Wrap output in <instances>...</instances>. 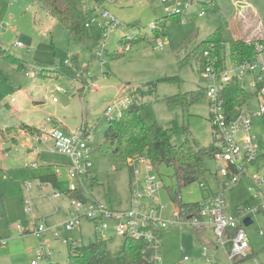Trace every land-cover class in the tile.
Returning <instances> with one entry per match:
<instances>
[{
  "label": "rangeland",
  "instance_id": "1",
  "mask_svg": "<svg viewBox=\"0 0 264 264\" xmlns=\"http://www.w3.org/2000/svg\"><path fill=\"white\" fill-rule=\"evenodd\" d=\"M203 2L167 0L163 4L160 0H106L100 6L114 15L122 23V28L104 39V31L98 26H91L83 39L75 40L56 18L33 0H0V44L24 61V66L19 67L0 58V227L3 232L7 230L3 237L17 234L7 238L8 242L0 253V264H31L34 253L30 249L35 248L37 243L30 232L24 237L18 236L15 226L30 229L32 222L38 218H45L49 226L42 240L46 238L47 245L53 249L48 261L43 258L38 264H66L69 246L62 244L61 238L70 240L71 236L76 237L81 245L97 238L94 224L85 218H82L80 227L70 231L62 228L67 213L72 209L66 199H57L54 204L49 201L40 203L36 199L34 215L27 211L23 201L26 195L24 183L53 174V166H48V162L57 165L70 162L63 154L43 149L38 155L35 149H29L30 140L26 138L31 139L41 129L59 128L77 132L84 123L88 125L89 171L96 181L91 188L86 187V194L114 209L129 207L130 172L127 164L113 154L112 144L104 138L109 123L104 112L116 99L127 96L129 90L158 80L154 93L144 100L152 103L154 117L160 125L177 126L172 141L176 144L188 142L196 149L212 146L205 97L182 106H170L164 98L204 87L201 52L186 61L182 60L203 39L210 36L221 38L228 51L233 38L246 35H251L252 39L264 37V0H212L205 6L201 5ZM187 4L189 7L186 9ZM87 6L92 7L89 15L95 16L97 10H92L93 3L88 1ZM165 7L183 11L185 23L169 18L165 34L156 39L152 27L166 16ZM202 10L204 14L200 16ZM136 33H141L144 39L131 44L128 51L118 52L120 47L125 46L122 43L124 36ZM158 39L164 43L162 48H154ZM16 42H21L22 46L17 47ZM100 50L104 64L95 56ZM164 77H173V80L165 81ZM91 81L97 83V89L84 88V84ZM57 86L62 91H56ZM248 106L254 107L253 104ZM21 121L41 129L15 128L7 131V127L16 126ZM261 125L262 121L255 119L253 132L259 141L260 151L264 150V126ZM33 143L42 147L39 141ZM206 166L209 171L202 180L206 187H201L197 181L181 188L177 185L173 167L158 166L157 172L165 185L158 193L160 202L166 205L162 212L164 218L171 217L175 208L171 191H177L183 203H196L201 201L208 185L213 191L224 190L226 209L234 216L239 208H244L246 202L251 201L249 179L218 187L213 175V159L206 160ZM57 180V190L66 192L71 183L64 177ZM50 192L51 188L34 189L32 195L37 197ZM252 221L244 230L253 256L238 264H254L256 261L264 264V215L258 213ZM54 228L60 238L55 237ZM113 233L109 231V234ZM121 240L120 237L108 240L109 248L115 250ZM13 241L19 246L14 247ZM204 247L208 249L206 256L215 259V263L206 261ZM157 256L162 264H233L225 249L217 247L210 230L194 228L184 221L169 224L161 231Z\"/></svg>",
  "mask_w": 264,
  "mask_h": 264
},
{
  "label": "built area",
  "instance_id": "2",
  "mask_svg": "<svg viewBox=\"0 0 264 264\" xmlns=\"http://www.w3.org/2000/svg\"><path fill=\"white\" fill-rule=\"evenodd\" d=\"M160 1L163 4L167 2V0ZM211 1L204 0L203 6ZM188 7L187 4L186 9ZM92 10H97V12L95 16H90L86 26L100 27L104 31V39H107L109 34L116 29L122 28V23L103 6L93 3ZM165 12L180 15V21L185 23V13L179 8L171 10L165 7ZM203 14L202 10L199 15ZM246 43L251 54L242 58L232 54L231 51L227 55L218 56L212 48L202 53L205 61L201 77L205 84L204 97L207 101L211 124L214 150L212 159L215 163L213 174L216 176L217 186L223 188L228 183H238L245 178L251 182L248 190L252 194V199L244 208L238 209L236 216L227 211L224 190L218 189L202 197L199 202L198 217L184 214L183 210L174 204L175 208L171 217L164 218L162 212L166 205L160 202L158 193L165 185L151 159L146 155L127 159L131 175L128 208L114 209L104 202L89 198L86 194V187L90 186L93 176L89 171V149L86 143L89 130L85 127H81L77 132L52 128L48 131H41L28 139L30 140L29 149H35L38 152L47 149L50 152L66 155L70 159L66 168V176L71 185L68 190L70 192L63 193L52 187L46 180L25 182L23 186L26 195L23 201L27 206V211L34 215L36 199L40 202L43 199L49 201L66 199L72 209L62 223L65 231L80 227L82 218H85L94 224L97 238L101 240H110L114 237L142 239L153 253L152 257L157 260H159L157 253L160 247L161 231L169 224L184 221L194 228L205 227L210 230L215 237L217 247L225 249L233 264L249 259L248 256L252 252L243 220L245 217L253 219V216L258 213L264 215V150L260 151L259 141L253 132L255 119L262 121L264 126V37L247 39ZM15 44L17 47L22 46L21 42ZM163 45L164 43L158 39L154 48H162ZM128 48L127 44L126 49ZM122 50L123 47H120L118 52ZM95 56L101 64L105 63L101 50L96 51ZM231 85H236L248 93L243 103L233 107L228 102V89ZM90 87L97 89L98 85L93 81L90 84H84L85 89ZM56 91H62V89L57 86ZM53 101H56L55 97ZM130 101L129 97L116 99L107 106L104 115L107 118L119 117ZM249 104H253L254 107L250 108ZM34 141H39L42 147L34 145ZM31 166L34 167L35 163ZM55 173L59 175V167L55 168ZM200 186L206 187V184L201 182ZM46 187L51 188L49 194L33 197L34 189L43 190ZM257 198H260V202H257ZM48 228L44 218L33 221L30 229L16 225L19 233L30 232L38 241L31 264H38L41 259H47L52 255L51 248L42 240ZM54 231L55 237L60 238L59 233ZM109 231L114 233L109 234ZM61 239L64 244L72 246L77 244L67 238ZM0 243L4 244L5 241L0 240ZM207 254L208 249L204 247L203 255ZM185 260H187L186 257ZM206 261L215 263V259L207 256Z\"/></svg>",
  "mask_w": 264,
  "mask_h": 264
},
{
  "label": "trees",
  "instance_id": "3",
  "mask_svg": "<svg viewBox=\"0 0 264 264\" xmlns=\"http://www.w3.org/2000/svg\"><path fill=\"white\" fill-rule=\"evenodd\" d=\"M47 14L56 18L67 30L68 34L75 40H81L88 34L86 26L90 18L91 8L87 6L88 1L101 5L106 0H33ZM169 18L180 21L178 14H167L163 19L157 20L152 27L155 38L163 37L166 21ZM144 39L141 33L132 36H124L122 43L134 44ZM221 38L209 37L198 43L191 53L182 58L183 61L194 57L199 51L201 54L206 49H214V53L221 55L223 49ZM232 54L242 58L251 54L246 40L232 39L229 42ZM203 56V55H202ZM0 58H4L9 64L19 67L24 66V61L12 55L0 44ZM203 57V66H204ZM40 73V72H39ZM163 80H173V77H164ZM158 80L149 81L133 90L127 92L131 99L119 117L109 118V123L104 131V138L109 141L113 148V154L120 157L124 162L127 158L146 155L153 165L173 167L174 177L179 188L194 182H202L208 173L206 160L212 159L213 147L195 148L188 142L176 144L172 137L176 131V125L164 127L154 117L152 103L140 98L152 95ZM204 88L188 92H180L175 95L165 96L170 106L190 105L204 97ZM248 93L236 85L228 89V102L231 107L240 105L247 98ZM14 127H7L10 132ZM34 130L26 124H21L20 129ZM26 130V131H27ZM178 188V190H179ZM171 191V190H170ZM70 192V191H67ZM73 194V193H72ZM77 194V193H76ZM174 204L183 210L184 214L191 217L199 216V202L183 203L177 191L170 192ZM250 203V201L246 202ZM112 240L114 238H111ZM110 239V240H111ZM108 240L96 238L89 244H75L70 247L69 258L66 264H162L160 260L152 257L153 253L147 248L146 243L140 239L122 238L115 250L109 248ZM253 254H250V259ZM47 264H58L48 262Z\"/></svg>",
  "mask_w": 264,
  "mask_h": 264
},
{
  "label": "crops",
  "instance_id": "4",
  "mask_svg": "<svg viewBox=\"0 0 264 264\" xmlns=\"http://www.w3.org/2000/svg\"><path fill=\"white\" fill-rule=\"evenodd\" d=\"M236 1H239V2H241V0H236ZM199 4H201V3H199ZM201 5H203V4H201ZM92 8V7H91ZM180 20H181V18H180ZM250 36L251 35H246L245 37H243L242 39L243 40H247V39H252V38H250ZM252 37V36H251ZM233 39H240V38H233ZM204 40V39H203ZM128 43H125L124 45L125 46H123V47H126V45H127ZM129 45V48L128 49H125V48H123V50H122V52L124 51V50H129L130 48H131V45L130 44H128ZM230 52V48L228 49V51L225 49V46H224V43H223V49H222V51H221V54H224V55H227V53H229ZM84 81V80H83ZM85 82V81H84ZM123 98H125V97H128V96H122ZM54 98V97H53ZM144 98L145 97H143V100H144ZM109 119V118H108ZM21 124H26V125H28L29 127H31V128H36V129H41L40 127H38V126H36V125H31V124H28V123H26V122H23V121H21L18 125H16V126H9V127H14L13 129H20V125ZM81 127H85V128H87L88 130H89V128H88V125H86L85 123L81 126ZM21 129H23V128H21ZM2 129H0V131H1ZM66 130H68V129H66ZM41 131H44V130H42L41 129ZM89 132H90V130H89ZM20 135H23V134H20ZM28 139H29V137L28 138H26V140L28 141ZM37 152V154L39 155L40 154V152H38V151H36ZM66 156V155H65ZM128 159V158H127ZM34 163H36V162H34ZM125 163L127 164V160H125ZM48 166H53V174H51V175H46V176H44V177H41V180H46V181H48V182H50V184L52 185V187H54V188H58L59 186V182H58V180H57V178L58 177H64L65 178V180H67L68 181V179H67V176H66V168H67V166H68V164L67 165H57V164H50V162H48ZM56 167H59V169H60V173H59V175H57L56 173H55V168ZM128 167V166H127ZM155 167V166H154ZM129 168V167H128ZM155 169H156V171H157V168L155 167ZM52 172V171H51ZM129 172H130V168H129ZM158 173V172H157ZM46 174H48L47 172H46ZM43 175H45V174H43ZM158 175H159V173H158ZM214 175V174H213ZM130 176L131 175H129V181H130ZM215 176V175H214ZM160 177V176H159ZM215 180H216V176H215ZM96 181V178L93 176L92 177V182L90 183V186H89V188H91L92 187V184L94 183ZM201 183V182H200ZM208 184V183H207ZM47 188H50V187H46V189ZM45 190V189H44ZM69 190V189H68ZM68 190H66V192L68 191ZM211 191H213L212 190V188H211V186L210 185H208V189L205 191V193L203 194V196H205V195H207V194H209ZM202 196V197H203ZM57 200V199H56ZM42 201H49V200H47V199H43ZM41 201V202H42ZM55 201V200H54ZM54 201H49V202H51V203H53L54 204ZM37 202H40V201H37ZM40 202V203H41ZM35 206H36V204H35ZM55 208L56 209H58V207L55 205ZM69 215V213H67V216ZM40 219H42V218H38V220H35V221H39ZM45 219V218H44ZM67 219V218H66ZM65 219V220H66ZM46 222V221H45ZM15 229H16V226H15ZM17 230V229H16ZM54 230H56V228H54ZM5 232H6V234H7V230L5 229V231L3 232V228L2 227H0V240H4L5 241V243L4 244H1L0 243V253H2V248H4L5 246H6V244H7V238H10V237H12L13 238V236H17V234L15 233V235L13 234V233H10V237H3L2 235L3 234H5ZM55 232V231H54ZM17 233H18V236H20V237H24V236H26L27 234H21V233H19L18 232V230H17ZM33 236V235H32ZM33 238H34V240H35V243H37L38 241H37V239L33 236ZM75 238V239H74ZM48 239V238H47ZM70 240L71 241H75V242H77V244H80L79 242H78V239L76 238V237H73V236H71V238H70ZM45 242H46V238H45V240H44ZM62 244H64L63 242H62V239H61V241H60ZM20 243V242H19ZM15 245H16V247H18L19 246V244H17V242L16 241H13V246L15 247ZM65 245H67V246H69V252H70V247L72 246V245H68V244H65ZM37 246V245H36ZM36 248V247H35ZM35 248H31L30 249V251L32 252V253H34V249ZM11 249H12V246H11V244H10V247H9V251H11ZM51 250H52V254H53V249L51 248ZM253 253V252H252ZM252 253H250V254H252ZM52 256V255H51ZM50 258V257H49ZM49 258H47L46 260L48 261V259Z\"/></svg>",
  "mask_w": 264,
  "mask_h": 264
},
{
  "label": "water",
  "instance_id": "5",
  "mask_svg": "<svg viewBox=\"0 0 264 264\" xmlns=\"http://www.w3.org/2000/svg\"><path fill=\"white\" fill-rule=\"evenodd\" d=\"M252 219L250 217H245L244 220H243V223L245 226H248L252 223Z\"/></svg>",
  "mask_w": 264,
  "mask_h": 264
}]
</instances>
